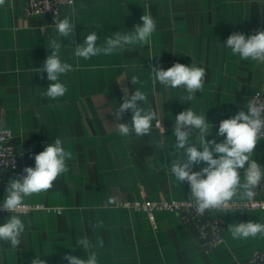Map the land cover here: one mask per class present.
<instances>
[{"label": "crops", "instance_id": "1", "mask_svg": "<svg viewBox=\"0 0 264 264\" xmlns=\"http://www.w3.org/2000/svg\"><path fill=\"white\" fill-rule=\"evenodd\" d=\"M143 14H150L157 24L147 44L87 60L75 56L74 48L90 32L97 33L102 46L112 33L132 31ZM65 15L75 23V35L63 40L54 17L28 15L25 0H5L0 7V127L11 129L13 144L30 167H35V155L57 138L73 154L66 162L68 171L52 189L25 197L23 203L41 209L18 214L26 225L21 244L13 249L0 241V264H32L36 256L46 264H69L63 257L86 259L91 251L97 252L99 264H247L254 249L264 250V236L233 240L228 226L264 223V210L217 213L225 221V242L204 253L195 244V232L176 214L159 212L153 224L145 212L126 204L190 200L188 182L177 187L168 169L175 159L169 153L178 113L190 107L197 114L206 113L213 125L206 139L219 143L224 140L216 135L220 121L247 112L252 92L264 94V63L242 60L224 44L233 33L247 38L264 30V0H74L58 18ZM53 38L62 43V62L72 65V71L60 77L67 92L56 100L42 95L51 81L47 73L37 72L51 54L47 45ZM175 63L206 70L203 90L189 103L178 98L185 95L183 88L157 82L153 91L151 67L167 70ZM133 75L142 85L131 83ZM137 88L148 95L143 106L160 114L161 125L153 121L149 136L124 137L114 113L123 95L130 97ZM132 115L131 110L123 113L120 122L131 123ZM160 140L166 142L165 149L156 147ZM176 155L183 157V152ZM252 159L264 167L263 140ZM206 166L202 162L192 170ZM238 171L243 175V169ZM14 179L18 178L12 172H4L0 203ZM109 198L115 204H109ZM10 216L0 214V225ZM83 236L93 248L77 245Z\"/></svg>", "mask_w": 264, "mask_h": 264}, {"label": "clouds", "instance_id": "2", "mask_svg": "<svg viewBox=\"0 0 264 264\" xmlns=\"http://www.w3.org/2000/svg\"><path fill=\"white\" fill-rule=\"evenodd\" d=\"M70 2V0H69ZM5 5V0H0V7ZM141 23L134 26L132 31L115 32L107 36L102 46H98L99 39L95 31L85 36L83 43L77 44L74 54L85 60L97 55L110 56L132 45H145L156 31V21L150 14L141 16ZM54 25L60 37L71 39L74 33L75 23L70 15L63 19L54 17ZM226 47L231 49L233 55H239L242 60H252L264 63V30L255 35L246 36L242 33L229 35ZM62 43L57 39H50L47 56L43 68L37 72L47 73V79L51 83L42 93L43 96L56 100L67 92L60 77L72 71V65L62 62L60 52ZM153 85V91L157 82L171 89L183 88L185 95L178 97L181 103H189L198 91H202L206 70L195 64L190 66L175 63L164 70L158 66H152L148 72ZM133 85L142 81L136 75L131 77ZM139 102V103H138ZM148 104V95L137 88L130 97L123 95V102L119 104L116 112V127L121 136L128 137L135 134L137 137L149 136L153 127V121L157 126L161 125L160 114ZM247 112L239 111L234 117L220 121L217 136H223L224 140L217 143L215 140H207L206 135L211 133L213 125L207 121L206 113L197 114L191 107L175 116L172 136L174 154L171 167L168 168L172 181L178 187L182 182H188L190 186V203L201 216L206 210H221L229 207L234 197L252 201L255 190L264 181V167H261L255 159H252L258 142L264 139V104L248 101ZM131 110L133 113L131 123H121V115ZM195 137V143L191 141ZM198 145V147H197ZM156 147L165 149L164 140H160ZM183 152V157L176 153ZM35 167L24 169L26 175L22 178L10 180L7 185L6 195L0 210L11 213L7 221L0 225V241L10 243L13 249L21 244V237L26 230L25 222L18 213L25 210L23 203L25 197L33 194L46 193L53 188L54 182L68 171L67 161L73 159L71 151L65 149L60 138L54 143L48 144L43 151L36 154ZM205 163L207 166L200 171H193V167ZM243 169V175L238 171ZM114 198H109V204H115ZM228 231L233 240H247L257 235L264 236V223L248 221L228 226ZM77 245L84 250L93 248L92 242L83 236L77 240ZM86 259L68 255L63 257L69 264H99L97 252L86 253ZM32 264H46V261L36 256Z\"/></svg>", "mask_w": 264, "mask_h": 264}, {"label": "built area", "instance_id": "3", "mask_svg": "<svg viewBox=\"0 0 264 264\" xmlns=\"http://www.w3.org/2000/svg\"><path fill=\"white\" fill-rule=\"evenodd\" d=\"M26 13L30 16L40 17H57L61 14L65 6H73L74 0H25ZM250 101L257 104H264V94L260 91L251 93ZM179 114V113H178ZM13 135L10 128L0 127V179L4 172H12L18 179L26 173L24 169L30 167L13 144ZM264 141V139H262ZM255 196L252 201L246 199L233 200L229 207L221 210H206L203 216L198 214L190 200L163 199V200H146L136 201L133 204H126L127 208L135 211L145 212L150 221L155 223V214L159 212L174 213L180 220L191 228L196 235L195 244L204 253H210L219 248L224 242L225 221L220 216L222 211H247V210H264V181L255 190ZM3 203V202H2ZM0 203V204H2ZM25 204V203H24ZM26 208L21 215L41 209L40 206H31L25 204ZM47 211L62 212L61 209L47 208ZM9 213L6 210H0V214ZM247 264H264V250L254 249L248 258Z\"/></svg>", "mask_w": 264, "mask_h": 264}]
</instances>
